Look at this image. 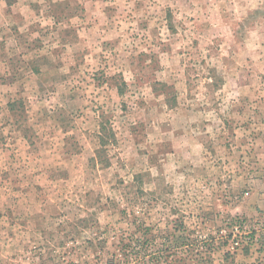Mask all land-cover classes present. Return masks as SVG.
<instances>
[{"label": "rangeland", "instance_id": "1", "mask_svg": "<svg viewBox=\"0 0 264 264\" xmlns=\"http://www.w3.org/2000/svg\"><path fill=\"white\" fill-rule=\"evenodd\" d=\"M0 264H264V0H0Z\"/></svg>", "mask_w": 264, "mask_h": 264}]
</instances>
